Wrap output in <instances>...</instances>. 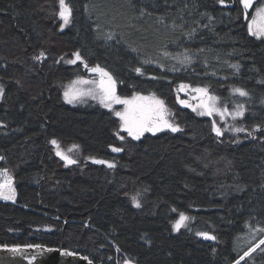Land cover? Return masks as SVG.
<instances>
[{
  "label": "trees",
  "instance_id": "trees-1",
  "mask_svg": "<svg viewBox=\"0 0 264 264\" xmlns=\"http://www.w3.org/2000/svg\"><path fill=\"white\" fill-rule=\"evenodd\" d=\"M67 2L72 20L62 32L59 0H0V169L17 192L0 201V249L40 244L91 264H236L264 238L248 241L251 224L264 228V40L248 33L238 0ZM185 49L187 68L163 55ZM77 51L111 73L121 97L155 93L173 108L181 83L207 86L230 110L245 104L231 126L261 130L217 137L210 120L183 110L177 134L119 141L111 112L64 102V86L88 75L65 62ZM52 139L65 151L79 146L78 163L66 165ZM181 214L190 219L175 231ZM260 253L240 264H264Z\"/></svg>",
  "mask_w": 264,
  "mask_h": 264
},
{
  "label": "snow or ice",
  "instance_id": "snow-or-ice-1",
  "mask_svg": "<svg viewBox=\"0 0 264 264\" xmlns=\"http://www.w3.org/2000/svg\"><path fill=\"white\" fill-rule=\"evenodd\" d=\"M221 6L228 7L230 0H218ZM239 5L242 8V15L244 19H249L248 13L250 9H253L254 0H238ZM72 7L67 2V0H59V12L58 16L61 21H63V25L67 26L72 20ZM248 33L251 36L256 37L257 39L264 38V4H259L254 9V15L252 16L248 26ZM194 34L193 33H185L189 38ZM110 38V37H109ZM165 57H170L177 64L181 65L184 68L190 67L193 63V57L188 54L187 49H185L183 53V58L180 56H172L171 54L165 52L163 53ZM44 56V53H41V57ZM74 59H68L65 61L67 64H76L80 62L85 69H88L90 72L95 73L98 76V80L92 79H81L71 81L68 85L64 86L63 97L64 100L73 104L76 102L83 103L85 98H91L93 100H98L104 107L109 108L111 110L113 104H122L124 105V109L122 111H117L115 115L119 117L120 126L119 131H117L116 135L120 140H123L124 137L120 136V131L126 132L128 136L132 137V139L138 140L141 136L144 135L145 132L152 133L155 135L158 132L164 130H170L172 132L181 131V128L178 124L170 121L167 116L169 115L168 109L165 105V101L159 98L155 93L150 94L149 96H143L138 93L133 94L130 98L121 97L116 94V86L117 81L113 78L111 73L106 71L104 68H101L99 65L89 68V65L84 60V58L77 51L73 53ZM64 60V57L61 56L59 61ZM142 63H148V61H144ZM163 67V65H160ZM232 67L238 72L239 68L236 65H232ZM173 71L176 70L175 67L172 68ZM139 75H145L142 67H135L133 69ZM150 79L156 80L158 77L151 76ZM81 85H94V87L84 88ZM178 92H184L186 95L191 91L195 93L192 99L197 101L196 104H189L185 100H180V103L185 107H190L192 111L198 112L201 116H209L213 117L214 115H218L221 120H225L226 117H231L232 120L242 119L245 114V104L243 102L235 103L234 107L231 111H229L227 105L220 106V98L218 96L212 95L209 93V88L207 86L195 87L193 88L189 84L181 83L177 89ZM233 94H238L240 97H248L249 93L243 88H233ZM4 96V88L0 86V98ZM230 130L234 133L247 132L249 136L253 135V131H260V126H256L253 131H248L247 128L241 126H229ZM212 131L215 133L217 137L223 136L224 131L220 126L217 125L216 121H212ZM50 143L57 149L56 154L66 162V165H72L78 163L77 159L68 155L64 151L60 149V144L56 139H52ZM77 145H74L72 149H69V152L78 150ZM113 152H121L123 151L122 147H112ZM0 159H3L0 157ZM91 159V158H90ZM93 163L97 164H107L109 168H115V163H111L105 160H97L93 159ZM13 178L10 175H7V170H0V199L4 200H14L15 199V189L13 187ZM139 194L137 196H133V202L136 207H140V202L138 199ZM190 218L184 214H181L177 222L174 224V228L176 231H179L182 227L187 226V221ZM252 229L250 228V231ZM255 231L264 233V228H257ZM197 235L203 237L206 240H215L216 237L211 235L209 232H198ZM261 245H264V238L259 239L258 243L255 246L249 248L247 251L240 256V258L236 261V264H240L245 257H251L252 253L256 251L257 248H260ZM28 249H35L38 251H43L44 247L40 244H29L25 246H12L5 247L3 250L12 254L24 255ZM48 251H52V249H47ZM261 251L264 252V248H261ZM64 255L72 256L75 255L74 252L63 251ZM84 259H87L84 257ZM36 256L32 255L30 257V261H35ZM0 264H8L7 257L4 258L3 261H0ZM91 264V261H89ZM130 264V262H128Z\"/></svg>",
  "mask_w": 264,
  "mask_h": 264
},
{
  "label": "rangeland",
  "instance_id": "rangeland-1",
  "mask_svg": "<svg viewBox=\"0 0 264 264\" xmlns=\"http://www.w3.org/2000/svg\"><path fill=\"white\" fill-rule=\"evenodd\" d=\"M261 0H254V4H253V9H250L249 10V13H248V16H249V19H247V22H248V24H249V22H250V20H251V18H252V16L254 15V9H255V7H256V5H257V3H259ZM262 4H264V2L262 3ZM61 21V20H60ZM61 24H62V26H61V31L62 32H64V31H66L68 28H69V26H70V24H71V22L67 25V26H64L63 25V21H61ZM254 37V36H253ZM256 38V37H255ZM257 39V38H256ZM259 40H264V38H260ZM183 53L184 52H177V53H175L173 56H180V58H183ZM189 55H191L192 56V54H190V53H188ZM71 59H74V56L71 58ZM77 63H79V62H77ZM147 64V63H146ZM148 65H150V64H148ZM179 65V64H178ZM154 68H156L155 66H154ZM78 78H81V79H92V80H98V76H90L89 74L87 75H84V76H80V77H77L76 79H74V80H77ZM73 80V81H74ZM69 84V83H68ZM67 84V85H68ZM81 87H84V88H89V87H94V85H81ZM209 93H210V91H209ZM116 94L119 96V94H118V92H117V89H116ZM210 94H212V93H210ZM140 95H142V94H140ZM194 95H196L195 93H192L191 91H189V93L186 95L184 92H178L177 90H176V92H175V105H174V107L173 108H170V107H168V105H167V103L165 102V105H166V107H167V109H168V112H169V115L167 116V118L170 120V121H172V122H174L175 124H178L179 125V127L181 128V130H182V127L180 126V124H179V122H178V114L180 113V111H183V110H188V111H191V112H193V113H195L198 117H200V118H205V119H207V120H210L211 121V123H212V121L213 120H215L216 121V123H217V125L218 126H220L221 128H222V130L224 131V135H228V133L227 132H229V131H231L230 130V125L235 121V120H232L231 119V117L229 116V117H226V119L225 120H221L220 119V117L218 116V115H214L213 117H209V116H201V115H199L198 114V112H194V111H192V109L190 108V107H185L184 105H182L181 103H180V100H185L187 103H189V104H196L197 103V101L195 100V99H190V96H194ZM213 95V94H212ZM143 96H149V95H143ZM217 96V95H216ZM159 97V96H158ZM123 98V97H122ZM128 98H130V97H128ZM160 98V97H159ZM162 99V98H161ZM0 100H1V98H0ZM164 100V99H163ZM165 101V100H164ZM64 102L67 104V105H69V106H79V105H89V104H96V105H98V106H100L102 109H104V110H106V111H109V112H111V114L113 115V117L117 120V122H118V124H119V126H120V120H119V117H117L116 115H115V113L117 112V111H122L123 109H124V105H122V104H113L112 105V108H111V110L109 109V108H106V107H104L98 100H93V99H91V98H85V101L83 102V103H81V102H76V103H73V104H69V103H67L65 100H64ZM227 105V104H226ZM220 106H222V103H221V99H220ZM227 107H228V109H229V105H227ZM229 111H231L230 109H229ZM164 132H172V131H170V130H164V131H161V132H158V133H156L155 135H158V134H161V133H164ZM180 131H178V132H172V133H175V134H177V133H179ZM123 134H126L127 136H128V134L126 133V132H123V131H120V136H123ZM146 135H153L152 133H149V132H145L144 133V135L143 136H141V138L140 139H142L144 136H146ZM223 135V136H224ZM130 137V136H129ZM117 138H118V140L119 141H124V139L123 140H120L119 139V137L117 136ZM130 138H132V137H130ZM140 139H138V140H140ZM133 140H135V139H133ZM61 149V148H60ZM70 149H72V148H70ZM62 151H64L65 153H67L68 155H70V156H72L73 158H77V156H78V154H79V151L78 150H74V151H71V152H69V149H68V151H65V150H63V149H61ZM56 152H57V149L55 150ZM58 156V155H57ZM59 157V156H58ZM60 158V157H59ZM61 159V158H60ZM62 160V159H61ZM64 161V160H63ZM65 162V161H64ZM66 163V162H65ZM73 165V164H72ZM0 170H2V169H0ZM7 175H10L12 178H13V181H14V177H13V175H12V173L11 172H9L8 170H7ZM13 187H14V189H15V193H16V195H17V192H16V188H15V183H13ZM16 195H15V198H16ZM0 201H8V202H11V203H13L14 201H15V199L14 200H4V199H0ZM177 222V221H176ZM175 222V223H176ZM250 228L252 229L251 230V235L248 237V241L249 242H253V241H255V239H256V237H257V235L260 233V232H258V231H255V229H257V228H259V227H257L256 225H250ZM174 230H175V228H174ZM176 231V230H175ZM262 246V245H261ZM258 250H261V249H256V251H258ZM255 251V252H256ZM255 252H253L252 254H254ZM260 254H264V252H262L261 251V253ZM117 256V255H116ZM246 258H248V257H245V259ZM244 259V260H245ZM128 262H130V261H127V262H124V263H122V262H120V260H118V258L116 259V263L117 264H128ZM130 264H134V263H132V262H130Z\"/></svg>",
  "mask_w": 264,
  "mask_h": 264
},
{
  "label": "water",
  "instance_id": "water-1",
  "mask_svg": "<svg viewBox=\"0 0 264 264\" xmlns=\"http://www.w3.org/2000/svg\"><path fill=\"white\" fill-rule=\"evenodd\" d=\"M90 76H97L95 73L88 71ZM193 96H190L192 99ZM213 242L215 240H212ZM32 255L36 256L35 261H30ZM7 257L8 264H89L82 258L64 255L63 253L56 251H38L35 249H29L22 256L19 254H12L0 249V261H3Z\"/></svg>",
  "mask_w": 264,
  "mask_h": 264
}]
</instances>
